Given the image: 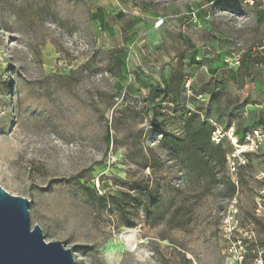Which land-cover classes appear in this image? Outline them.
Instances as JSON below:
<instances>
[{
    "label": "rangeland",
    "instance_id": "374dc122",
    "mask_svg": "<svg viewBox=\"0 0 264 264\" xmlns=\"http://www.w3.org/2000/svg\"><path fill=\"white\" fill-rule=\"evenodd\" d=\"M190 116L226 133L225 163L182 142ZM254 131L262 3L0 0V187L75 264H236L238 239L262 250L264 139L238 155L227 138Z\"/></svg>",
    "mask_w": 264,
    "mask_h": 264
},
{
    "label": "water",
    "instance_id": "95a60500",
    "mask_svg": "<svg viewBox=\"0 0 264 264\" xmlns=\"http://www.w3.org/2000/svg\"><path fill=\"white\" fill-rule=\"evenodd\" d=\"M29 204L0 187V264H75L60 242L46 243L38 226L30 229Z\"/></svg>",
    "mask_w": 264,
    "mask_h": 264
},
{
    "label": "built area",
    "instance_id": "2783aa9c",
    "mask_svg": "<svg viewBox=\"0 0 264 264\" xmlns=\"http://www.w3.org/2000/svg\"><path fill=\"white\" fill-rule=\"evenodd\" d=\"M224 3L232 2L235 4H242L248 7H252L257 3H262L264 5V0H221ZM191 20L196 21L195 12L189 13ZM164 21L162 18H159L154 23V29H158L163 25ZM243 55L241 53H232L230 57V65L233 67H239L242 61ZM226 137V133L220 131L219 129H215L214 132L211 133L210 141L214 145L220 144ZM228 140L232 145L236 146L238 155H245L248 152L256 151L261 145L264 135L260 131H254L252 136H247L245 138V142L241 145L238 144L236 138L232 137V135H227ZM234 157V156H233ZM237 165L234 162H230L228 165V169L231 172H235L237 170ZM233 244H237L240 252L238 253V257L235 259L236 264H264V239L262 241V250H250L244 247L243 240H236Z\"/></svg>",
    "mask_w": 264,
    "mask_h": 264
},
{
    "label": "trees",
    "instance_id": "16d2710c",
    "mask_svg": "<svg viewBox=\"0 0 264 264\" xmlns=\"http://www.w3.org/2000/svg\"><path fill=\"white\" fill-rule=\"evenodd\" d=\"M207 3H212L214 0H206ZM233 8V7H231ZM246 60L244 59V56L242 57L241 63ZM195 117L190 116L187 121L185 122V138L182 141L184 144L188 143L191 147V150L194 152H204L209 151L212 155L217 156L222 163H225L226 161V154L222 149L223 142L225 139L218 145H214L210 141L211 133L214 132L215 129L209 127L207 124L198 121L194 123ZM166 136L162 135L161 139H165ZM234 192V187L232 188V191L230 195H232Z\"/></svg>",
    "mask_w": 264,
    "mask_h": 264
},
{
    "label": "bare ground",
    "instance_id": "6f19581e",
    "mask_svg": "<svg viewBox=\"0 0 264 264\" xmlns=\"http://www.w3.org/2000/svg\"><path fill=\"white\" fill-rule=\"evenodd\" d=\"M137 229H129L121 234L120 241L129 248H133L137 244ZM128 248V249H129Z\"/></svg>",
    "mask_w": 264,
    "mask_h": 264
}]
</instances>
